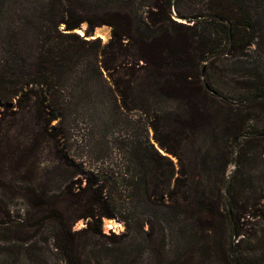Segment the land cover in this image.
Listing matches in <instances>:
<instances>
[{
    "label": "trees",
    "instance_id": "16d2710c",
    "mask_svg": "<svg viewBox=\"0 0 264 264\" xmlns=\"http://www.w3.org/2000/svg\"><path fill=\"white\" fill-rule=\"evenodd\" d=\"M102 25L110 38H89ZM115 108L144 133L90 165L79 114ZM114 215L125 232L107 236L155 259L121 264H245L257 244L264 264V0H0V241L14 222L47 229L56 264H90L75 237Z\"/></svg>",
    "mask_w": 264,
    "mask_h": 264
},
{
    "label": "rangeland",
    "instance_id": "374dc122",
    "mask_svg": "<svg viewBox=\"0 0 264 264\" xmlns=\"http://www.w3.org/2000/svg\"><path fill=\"white\" fill-rule=\"evenodd\" d=\"M174 15V18L183 21L180 17ZM187 20V23H192L191 18ZM83 28H86V24L82 25ZM98 32L100 33V37L103 42L107 41L111 36L110 27L107 25H102ZM91 38V36L89 37ZM225 63L229 64V62ZM219 68H223L220 71L217 69L214 72H209V75L213 82L218 81V83H226L230 85L229 79L230 74L226 71L223 66H219ZM221 85V84H218ZM222 89L227 93H232L230 88L227 86H220ZM93 117V120H92ZM103 116H90V115H81L79 114V121L80 122L77 127L76 131L79 132L78 135H83L86 146L83 148L82 153H85L86 161L90 163H98L101 161V157L105 159H113L115 162H120V154H121V142H124V139L134 133H144V121H142L138 114H134L131 112H125L122 109L115 108L113 111L110 110L103 118ZM54 125V123H52ZM76 125V124H75ZM151 137V131L149 132ZM152 140V138H151ZM154 145L160 149L154 140H152ZM163 152L162 149H160ZM174 161H176L175 157H171ZM221 188V187H220ZM16 200L13 201V215L18 216V206ZM12 211V209H11ZM106 220H113L118 223V225L109 227L106 225ZM87 224L85 219H78L73 229H80L85 227ZM121 224V226H120ZM8 230L10 233L8 234V238L4 241H0V264H32L31 259H29L24 249L25 243H31L32 247L36 246L35 251H44L42 255H45L47 258L48 264H56L59 263L58 256L54 254L53 251L50 250L49 243H45L43 241L42 235L47 237L48 230L41 229V233H37V228H30L26 229L22 227L20 224H16V222L9 224ZM258 233V240L264 239V219L261 220ZM102 232L105 233V236L95 235L92 232H85L75 237V240L83 245L81 248L82 256L86 262L90 264H121L119 259L116 258L117 254H120L121 251L123 253H131L134 255L135 253H142L141 256L143 260H146V255H151L150 260H155L153 258V252H151L147 247L142 246L139 244L138 240L130 241V238H118L114 236H107L111 232L115 234H121L125 232V225L121 219L118 218L117 215L112 216L111 218H103L102 219ZM47 233V234H46ZM237 241V238L234 242ZM257 243V242H256ZM173 245L168 244V255H172ZM49 247V249H48ZM249 247V248H248ZM246 254L244 258L246 259L245 264H254V261L260 259L258 250H260V246L257 244L256 247H251L247 245Z\"/></svg>",
    "mask_w": 264,
    "mask_h": 264
},
{
    "label": "water",
    "instance_id": "95a60500",
    "mask_svg": "<svg viewBox=\"0 0 264 264\" xmlns=\"http://www.w3.org/2000/svg\"><path fill=\"white\" fill-rule=\"evenodd\" d=\"M182 20H184V23H187V20H189V22H191L190 19H187V18H184V17H180ZM183 22V21H182ZM187 24H190V23H187ZM101 26H97L96 28H94V30L91 32V38H95V37H100V33L98 32V29L100 28ZM75 31L77 33H80L81 35H84L85 34V29L83 28V26L75 29Z\"/></svg>",
    "mask_w": 264,
    "mask_h": 264
},
{
    "label": "bare ground",
    "instance_id": "6f19581e",
    "mask_svg": "<svg viewBox=\"0 0 264 264\" xmlns=\"http://www.w3.org/2000/svg\"><path fill=\"white\" fill-rule=\"evenodd\" d=\"M108 219V218H107ZM105 223H106V225L107 226H109V227H113V226H117L118 225V223L117 222H115V221H113V220H106L105 221ZM119 226V225H118ZM120 226H121V224H120ZM122 227V226H121Z\"/></svg>",
    "mask_w": 264,
    "mask_h": 264
}]
</instances>
